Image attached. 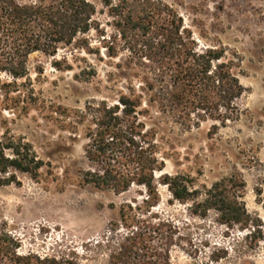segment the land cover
Segmentation results:
<instances>
[{"label":"rangeland","instance_id":"obj_1","mask_svg":"<svg viewBox=\"0 0 264 264\" xmlns=\"http://www.w3.org/2000/svg\"><path fill=\"white\" fill-rule=\"evenodd\" d=\"M164 1L180 14L199 49L224 50V60L234 62L245 88L234 120L199 121L192 114V120L200 122L192 129L161 113L163 104L143 99L139 110L149 112L144 121L149 128L159 125L158 143L167 154L164 174L183 173L196 186L207 187L241 175L246 208L261 221L263 239L246 241L244 234L221 226L214 212L206 219L193 216L190 207L174 201L161 184L159 205L151 210L142 204L147 196L142 187L116 194L84 184L82 174L90 165L84 126H76L80 113L89 105H118L120 96L131 91L142 95L148 75L141 60L125 48L115 58L105 48L100 56L61 50L55 57H30L31 82L19 81L25 83L21 96H29L27 104L0 101V140L29 144L43 163L38 176L16 170L0 173V229L18 240L19 253L114 264L125 225L165 219L178 229L172 264L206 263L213 252H227L214 264H264V0ZM63 58L70 70L64 69L65 63L61 69L55 65Z\"/></svg>","mask_w":264,"mask_h":264},{"label":"trees","instance_id":"obj_2","mask_svg":"<svg viewBox=\"0 0 264 264\" xmlns=\"http://www.w3.org/2000/svg\"><path fill=\"white\" fill-rule=\"evenodd\" d=\"M102 48L112 58L125 48L141 60L148 76L142 95L131 91L120 96L118 105H89L80 113L76 126H84L90 165L82 174L83 183L116 194L142 187L147 195L142 204L150 210L159 205L161 184L174 201L188 205L193 216L206 219L214 212L228 231L244 234L246 241H261L263 225L246 208L241 175L207 187L196 186L183 173L164 174L167 154L158 143L159 125L149 128L144 121L149 112L139 110L143 99L148 96L150 104H163L161 113L192 129L200 127L192 114L199 121L234 120L239 114L236 102L245 92L234 62L224 60V50L199 49L180 14L164 0H0V101L27 104L29 96H21L25 83L19 81L31 82L32 55L55 57L61 50H70L100 56ZM62 63L64 69H71L67 58L55 65L61 69ZM42 165L29 144L0 140L1 174L16 170L38 176ZM157 173H162L158 179ZM120 216L126 217L122 209ZM134 223L125 225L126 234L112 256L114 264H172L177 227L165 219ZM19 248L12 234L0 229V264H82L73 256L21 254ZM224 257L227 252L224 256L213 252L209 262L202 264Z\"/></svg>","mask_w":264,"mask_h":264}]
</instances>
